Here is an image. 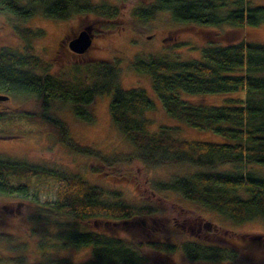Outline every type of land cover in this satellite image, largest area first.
<instances>
[{"label":"trees","instance_id":"trees-1","mask_svg":"<svg viewBox=\"0 0 264 264\" xmlns=\"http://www.w3.org/2000/svg\"><path fill=\"white\" fill-rule=\"evenodd\" d=\"M0 11L21 18L41 13L64 21L80 13L112 21L119 13L117 4L109 0H0ZM134 11L144 19L169 11L175 21L213 27L242 28L264 21V3L253 0H151ZM14 28L26 45L22 50L0 47V93L32 99L34 109L17 115L37 132L49 131L69 150L107 166L133 160L147 167L186 166L182 172L154 180L153 191L176 192L235 223L264 217V41H207L200 47V56L187 58L136 54L129 67L149 77V94L143 87L120 84L119 57L72 60L68 69L54 71L29 47L42 30ZM67 37L61 40V47L71 38ZM180 44L187 42L176 43ZM89 47L80 54L69 50L80 56ZM204 93L226 95L217 104L187 97ZM103 94L109 95L113 125L133 146L130 153L110 154L78 144L66 122L51 110L55 102L67 103L76 117L90 123L94 119L92 105ZM157 103L170 118L214 132L223 140L180 137L173 132L176 126L167 124L151 128L146 112L154 110ZM33 178L60 184L56 198L41 203L30 216L31 234L38 238L37 264H69L66 257L52 255L50 247L56 245L90 247L89 258L81 264H174L171 255L177 250L192 262L233 263L242 255L245 243L264 241L261 234L210 221L204 222L206 234L201 239H184L179 244L147 239L135 223L140 217L162 212L160 207L127 202L119 190L90 182L79 173L0 156V195L25 193ZM88 221L90 227H84L82 223ZM181 224L191 229L200 224V216ZM13 261L20 263L22 257Z\"/></svg>","mask_w":264,"mask_h":264},{"label":"rangeland","instance_id":"rangeland-1","mask_svg":"<svg viewBox=\"0 0 264 264\" xmlns=\"http://www.w3.org/2000/svg\"><path fill=\"white\" fill-rule=\"evenodd\" d=\"M96 3L102 0H93ZM151 0H109L117 4L118 18L112 21L97 17L93 13H80L69 20H60L37 13L27 18L0 11V47L24 49L26 42L16 33L15 26L40 28L42 33L34 37L29 47L54 71L70 67V61H93L99 58L119 57V81L123 87H143L152 94L149 77L129 67L130 59L136 54L165 53L169 56L187 58L200 56V47L207 41L231 43L242 38L264 41V21L255 26L236 28L227 25L213 27L194 22L172 19L169 11H159L148 19L136 15L135 8ZM264 3V0H253ZM81 26H90L91 46L84 55H74L67 44L60 42L65 36L73 37ZM179 41L187 44L176 45ZM66 69V70H67ZM226 94H192L187 97L195 102L221 103ZM231 95V94H230ZM234 95V94H233ZM109 95L99 96L92 105L94 119L82 122L70 109L69 104L55 102L52 112L66 122L71 137L80 145H89L105 153L127 154L133 151L132 144L113 125L109 114ZM0 112V156L44 164L50 168L79 173L90 182L105 188L119 190L121 197L130 203L156 205L162 209L155 216L140 217L135 226L147 239H157L179 244L184 239H201L206 234L204 222H213L237 231H252L264 236V217L235 223L222 214L203 208L183 199L172 191H153L151 183L179 173L186 166L164 165L147 167L137 160L121 162L114 166L101 164L91 156L69 150L49 131L37 132L17 112L31 111V98L11 97ZM20 114V113H19ZM152 120L151 128L160 124L176 126L175 135L189 139L220 142L223 139L214 132L189 127L170 118L157 103L154 110L146 112ZM11 129V130H9ZM25 193L0 195V264H37L40 254L38 238L31 234L30 216L38 206L56 198L59 183L52 179L33 178ZM193 211H191L190 209ZM200 216V224L186 228L193 216ZM197 217H195L196 219ZM173 220L178 222L174 225ZM82 225H91L88 221ZM181 224V225H180ZM182 226V227H181ZM208 234H212L211 231ZM54 257H66L69 264H81L90 256L88 246H51ZM22 257V262L13 261ZM174 264H264V241L244 244L242 255L233 263L192 262L184 258L179 250L171 255Z\"/></svg>","mask_w":264,"mask_h":264},{"label":"water","instance_id":"water-1","mask_svg":"<svg viewBox=\"0 0 264 264\" xmlns=\"http://www.w3.org/2000/svg\"><path fill=\"white\" fill-rule=\"evenodd\" d=\"M91 39L90 26H85L82 30L78 31L75 36L68 40L67 45L72 51L80 53L90 46ZM7 99V94L0 93V101Z\"/></svg>","mask_w":264,"mask_h":264},{"label":"flooded vegetation","instance_id":"flooded-vegetation-1","mask_svg":"<svg viewBox=\"0 0 264 264\" xmlns=\"http://www.w3.org/2000/svg\"><path fill=\"white\" fill-rule=\"evenodd\" d=\"M79 30L78 31H80V30H82L83 28H78ZM87 50V49H86ZM85 50V51H86ZM85 51H83V52H85ZM83 52H80V53H83ZM80 53H77V54H80ZM8 99H10V97L8 98ZM7 99V100H8ZM7 100H3V101H0V112L4 109L3 107H4V103L7 101Z\"/></svg>","mask_w":264,"mask_h":264}]
</instances>
